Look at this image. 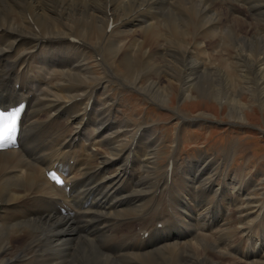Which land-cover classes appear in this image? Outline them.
I'll use <instances>...</instances> for the list:
<instances>
[{"label":"bare ground","instance_id":"1","mask_svg":"<svg viewBox=\"0 0 264 264\" xmlns=\"http://www.w3.org/2000/svg\"><path fill=\"white\" fill-rule=\"evenodd\" d=\"M174 1L0 0V28L5 27L9 31L21 30L26 33L30 41L27 40V37H23L18 42L19 46L37 45L39 35L45 37L77 35L85 39L90 37L95 39L96 36L98 41L95 46L102 57L105 59L107 56L109 59L117 58L126 72V76H122V79L130 86L139 88L148 95L149 99L153 100L152 102L155 101L154 103L157 104L163 105L168 102L172 90H177L181 98H189L193 95L195 97L210 95L212 98L220 99L221 104L226 102L230 113H236L237 118L242 119L241 114L245 105L242 102L239 103L240 96L243 92H247L254 99L258 98L260 106H263L264 109V52L262 51L264 49V36L255 34L250 38H243L236 35L234 39V36L231 35L233 39L230 44L232 43L237 57L235 60L237 62H232L235 72L233 75L227 74L226 66L218 67V69L215 67L208 71L206 66L202 67L199 61L189 56L190 42L188 41L198 38L197 36L200 34L201 36L206 34L208 40L218 35L215 33V21H213L218 20V15L208 12L206 17H201L197 13L199 5H205L204 7L209 9L210 0H179L178 8L175 11L186 13L188 19L184 21L181 19L182 15L176 17V12L175 16L168 13V6ZM229 1L241 3L243 7L246 5L248 12L244 7L245 13L254 16V19L251 18L247 24L249 32H251V26L264 22V0ZM144 6H147L145 11L141 10ZM137 9L142 13L132 19L127 17ZM27 10L31 16L27 15ZM9 11L13 13L14 17L16 16L14 19L11 18ZM54 12H58L57 17H55ZM159 13L161 17H164L169 31L167 33H160L159 27L156 24L154 27L151 22L152 18H156ZM249 14L248 16H250ZM230 15L228 13V16ZM60 19L63 20V25L60 23ZM111 20H120L121 24L120 27L111 31L109 38L106 29ZM209 24L211 25L209 26ZM61 26H65L67 30H63ZM182 26L184 29L181 28ZM262 26L264 28V25ZM135 30L145 34L143 35L145 42L143 40L136 50H134L135 44H137L135 41L120 47L119 41L122 39L119 37L129 34L132 36ZM115 34L117 35L115 36ZM6 37L8 36H3V33H0L1 43L4 39L5 47L7 46L8 50H11V44L15 38L8 42ZM158 41L169 42L167 46L169 48L166 52L155 54L151 51L153 46L157 45L158 47L160 45ZM145 43L149 47L144 48ZM5 47H0V51ZM75 49L74 52L78 55V51L76 52ZM32 51V49L29 50V52ZM26 52L22 51L20 54ZM60 52V50L57 51V53ZM164 53H167L169 60L164 58L166 55ZM64 54L66 53L61 52V57ZM21 57L16 56V60L23 62L24 57ZM160 58H164L165 64L163 66H159L155 61L156 59L160 60ZM184 58L186 59L185 62ZM61 60L64 66H68L66 69H61L68 77L66 80V83L69 84L68 91L63 93L64 96L57 98V89H60L57 88L58 84H56L57 87L55 85L44 87V92L43 89L41 90L43 92L41 97L39 93L35 100L33 123L39 118V112L50 113L52 109L55 112L65 101L83 94L81 91V89L85 90L83 81L90 80V77L84 72L85 65L77 60L74 63L67 55ZM135 71L137 73H134ZM154 74H158V79ZM161 74L167 82L162 88H159ZM139 76H145L148 80V83L143 87L139 86L142 84L138 85L140 83ZM226 77L229 78L226 79ZM233 79H237V82L234 81L235 85L232 83ZM73 83L77 85L74 86ZM216 85H222L224 89L223 87L218 88ZM39 87L43 88L42 85ZM225 89H229L230 92L225 93ZM59 100H62V103L56 106V102ZM108 102L105 103L104 101L99 108L93 107L87 123V125L92 124L96 128L93 130L96 132V137L102 138L101 144H103L104 149V155L98 156L99 163L93 165L96 173L88 178L92 179V186L98 185L99 194L111 193V183L122 180L123 177L120 178L116 174L122 166L120 151L128 141L126 140L128 125L126 126L124 121L117 122L110 119L109 106L111 104ZM85 106L84 101L75 102L63 114L67 120L79 126L81 117L78 114L83 111ZM205 115V113L199 114V118L205 117ZM31 129L32 127H27L25 135H28ZM105 130L109 131L103 132ZM148 131V129L143 131L135 151L134 163L140 175H137V180L130 192L116 194L117 196H124L127 200L126 205H131V207L125 210L117 209L115 213H110V215L121 217L132 215L137 213L150 199L146 193L153 189L159 175H156V168L154 167L155 162H157V140ZM26 141L27 139L24 140V142ZM147 142L149 147L146 152L145 145ZM24 161V158L16 150L0 152V170L7 171L8 167L10 169L16 168ZM211 161L212 159L209 157L197 156L195 163L190 160L185 162L187 164H181L183 172L174 181V186L166 191L167 194L172 193L173 195L169 205L174 215L167 213L165 209L157 211L156 207L160 203L157 201L154 209H151L149 217L142 220L144 223L142 227H148L147 230L149 231L146 239L140 240L137 235L129 233L128 230L122 234V238L138 252L124 253V247L120 254L111 257L101 252L99 248V245L106 238L104 233L93 238H90L88 234L80 235L75 230V224L68 217L49 208H46L47 211L44 215L23 217L22 219H19L22 213L17 211L15 206L7 208L8 215L2 214L1 208L0 218L3 221L0 223V264H231L229 260L241 264L244 259L248 261V264H264V261H260L261 251H263L261 249L264 247V234L260 236L255 234V238L254 231L249 233L251 225H254V228L262 225L261 222L257 223L259 218L258 221H253L256 211L252 212L247 207H252L254 203L249 196L250 186L234 187L228 181V177L223 182L227 186L225 184L219 185V182L217 184L216 172L211 166ZM99 164L103 166L97 168ZM90 168L81 170L78 175L86 173ZM242 174L244 171L234 175L241 179ZM86 175L88 172L84 176ZM98 177L100 178L99 182L94 184L93 181ZM24 187L41 193L52 192L51 185L40 175L35 181L30 180L29 175L25 180L15 176H2L0 178V202L16 201L22 195L19 192ZM55 191L58 195L60 194L58 190ZM133 203L135 204L132 205ZM229 203L235 208L233 207L232 211L228 210L229 213L227 214L223 207L224 205L229 206ZM259 203L256 202L257 205ZM241 205L244 206V210H240ZM257 205L254 206L257 207ZM261 205L262 202L258 211ZM3 210L5 209L3 208ZM181 217L182 220L179 219ZM234 219L235 222H233ZM164 220L168 223L166 227L154 228V221L163 222ZM236 223L239 226L235 227ZM130 224V221H126L125 226L128 228ZM32 232L42 235L43 240L40 244L43 249H46L47 254L43 257L41 251L37 254L31 252V256H33L31 262L25 258L28 253L25 250L22 252L21 245L13 242L17 243L19 237L21 238L25 234L30 235ZM239 237L245 239L246 248H241L238 244L239 240L237 239ZM255 239L259 243L252 245ZM195 246L198 248L193 249L192 247ZM238 254L240 256L236 257L235 255ZM236 260L239 261L236 262Z\"/></svg>","mask_w":264,"mask_h":264},{"label":"rangeland","instance_id":"2","mask_svg":"<svg viewBox=\"0 0 264 264\" xmlns=\"http://www.w3.org/2000/svg\"><path fill=\"white\" fill-rule=\"evenodd\" d=\"M175 1L173 2V4L168 6V8H169L168 13H171L172 15L175 14V12H176L175 10H177L176 8H178L177 4H178L179 0H175ZM219 2H220L219 0H210L209 1V9L205 8L204 7L205 5H203V6L199 5L198 6L199 9H198L197 13L201 17H206L208 15L207 14L208 12L209 13L212 12L214 15H218L217 16L218 20H216V19L213 20V21H215V25H214L215 30H216L215 33H217L218 35H215V37H212L211 39L208 40V38H206V34H203L202 36L200 34L199 36H197L198 38H193L191 41H188V42H190V47L193 46L192 48H189V56H191L196 61H199L200 62L199 64L202 67L206 66V69L208 71H211L215 67L218 69V67L226 66L225 71H227V74L233 75V73L235 72V68H234V65L232 62H234V63L237 62V61H235V60H237V57L235 56L236 51L234 50V47H232V43L230 44V42H232V39H233L231 35L234 36V39H235L236 35L243 37V38H250L251 36H253L255 34H259L261 36H264V32H263L264 28L262 26V25H264V22H260L258 28H256V29H255V25L251 26L250 27L251 32H249L247 29V24H248V22H250L249 20H251V18L254 19V16L252 17V15H250L248 13L250 16H248V20L246 22L244 18L238 17V15L237 16H233V15L227 16L225 14L223 19L226 20L227 24L230 23V26H229V28H227V24H226V27H225V25H223V28L221 26L218 28L217 26L222 23V17H220L221 16L220 13L217 12V10L219 11L218 6H217V4ZM244 7L247 11V6L244 5ZM236 8H237V10L242 9V8H238V7H236ZM9 13L11 16H13V13H11V11H9ZM98 14H101V13H98ZM178 14H179V16H178ZM181 15H182V17H181ZM55 17H57V15H55ZM176 17H181V19H183L184 21L185 20L187 21V19H188V17L186 16V13H184V12H182V13L176 12ZM155 19H156V23H155ZM243 19H244V21H243ZM241 20L243 23L241 22ZM151 22H152L154 27H155L154 24H156L157 27H159L158 31L160 33L169 32L167 29L166 22L164 21V17H161L160 13L157 15L156 18H152ZM66 23H67V21H66ZM68 24H70V23L68 22ZM260 24H262V25H260ZM210 25L211 24H209V26ZM181 28L184 29L183 26ZM221 28H222V30H221ZM63 30H67V28L64 26ZM170 32H172V31H170ZM137 33H139L140 35L142 34L141 39L136 38ZM226 33L229 35H227ZM116 35L117 34H115V36ZM143 35H145V34L139 32V30L138 31L135 30V33L132 36H131V34L121 35V37H119V39L121 38L122 40L119 41V45H120V47L121 46L123 47L124 44L128 45V44H130L131 41H135V43H137V44H135L136 46L134 47V50H136V48H138L139 44L143 40L145 42ZM137 37H140V36H137ZM96 38H97L96 36H95V39H94V37H90L87 40L91 41L95 46V43L98 41V39H96ZM130 38H131V40H130ZM150 39H152V38H150ZM201 40L204 41L205 43L209 44V45L205 46V43L204 42L202 43ZM158 42H159L158 44H160V45L162 44V45L161 46L159 45L158 47H157V45L153 46V49L151 51H153V53H155V54L156 53L160 54V52L161 53L166 52V50L169 48V47H167L169 45V42H166V41H158ZM201 43L204 45V49L206 52L212 51L211 53H209V56H210L209 59L207 58L205 60L204 52L195 46V45H200ZM163 46H166L165 50H164ZM146 47H149V46H147V44L145 43L144 48H146ZM150 47H152V45H150ZM220 47H221V49H220ZM75 50H76V52L78 51V55H77V53L74 52L72 57H69V58H71L74 61V63L77 60L81 64L85 65L86 67L84 68V72L90 77V80L87 79L86 81H83V84L92 83L95 80H97L100 76L103 75L102 69H100L98 67V64H96L92 60V58L90 57L91 55L89 57L87 56L86 59H84V54L88 51H86L82 48H78V47H76ZM147 50H145V51L147 52ZM197 51H200L201 53L195 55V53ZM262 51L264 52V49H262ZM60 54H61V52H60ZM164 54H166V55H164V58L169 60V56L167 55V53H164ZM164 58H160V60L156 59L155 61L159 66H163L165 64V61L163 60ZM102 59H104V58L102 57ZM106 60L108 62H110L109 63L110 65L107 64V65H109L108 67H110V68L112 66L114 67V69L117 72V75L119 76L120 80L119 81L118 80L112 81L107 86V88H106V85H104L102 87L103 92L101 95L99 107H101L103 105L104 101L106 103L108 101V99H111V102H109L108 104H111L114 98L116 101L120 102L121 103V109L124 112H126L127 115H126V117L122 116V118L125 120H121V121L119 120L118 122L124 121L125 125L126 126L128 125L127 126L128 131L126 134H127V136L129 135V137L132 134V130L130 131V125H131L130 119H132V122L136 121L141 116V114L145 111H146V113H145L146 117H149V116L153 117V120L161 123L158 126V128L162 132H158L157 128L150 129L152 132V136H154L153 134H155L157 136V138H155L157 140L156 146H157V151H158L156 154L157 155V159H156L157 162H155V164H154V167L156 168V171H155L156 175H159V171H161V168L159 167V162L164 159L165 153L169 150V148L172 144V137L171 136H173L176 131H179L181 140L183 141L181 152L182 151L186 152V153H181V160L183 159V161L187 160L188 157L194 156L196 158L197 156L200 157V156L205 155L206 157H209V158L211 157L212 159H214V161L216 160V164L220 160H221V162L230 163L229 152L232 150L234 152V156L236 155L234 158V161L236 160L237 167L238 168L241 167L238 170V172L236 173V175L242 173L245 170L244 172H246V177L252 176L253 178L252 177L245 178L244 177L245 175L242 174V177H241V179L243 180L242 181L241 179L237 178L236 176L233 178V172L232 171H228V174L226 177H228V181L234 187L239 188L242 186H250L249 196H251L252 201L254 203H253L252 207H250V206H247V207H249V209L252 212L256 211V206H254V205H257L256 202H258V203L260 202L259 201L261 199L260 193L262 194V197H264V191L261 192L262 191L261 189L264 186V120H263L264 109H263V106H260L259 99L255 98L256 99L255 100L247 92H243L241 94L239 103L241 104V102H242L245 105V107L243 108L242 114H241L243 117L242 119L237 118L238 116L236 115V113H230V110H229L227 103L224 102L221 104L220 99L212 98L210 95L209 96L208 95H198L196 97L193 95V97L181 98L180 93L177 90H172L169 97H168L169 101L166 102L165 104H163L164 106H168L169 108H162V107L157 106L154 103L155 101L152 102L153 100L149 99L148 95L143 93L139 88H136V89H138L137 92H134V93L130 92V90L128 88L130 86V84L127 83L126 81H124V79H122V76H126L125 69H123L121 67V64L118 62L117 58L109 59L107 56ZM185 61H186V59L184 58V62ZM57 71L55 73V74H57V76H54V79L56 78V80L54 82H52L50 84V86H54V85L56 86V84H58V87L57 86L56 87L60 88V89H57L58 95H56V97L60 98L61 96H64L63 93L65 91H68L67 87H69V84L66 83V80H68V77H67V74H65V72H63L64 70H57ZM113 73H114V70H113ZM134 73H137V72L135 71ZM154 76L158 79V74H154ZM139 77H140L139 78L140 83H138V85L142 84L139 86H141V87L145 86L148 83L147 78L145 76H139ZM161 77H162L161 81L158 85L159 88H162L167 82V80H165L163 78V74H161ZM228 78L229 77H226V79H228ZM139 79H138V81H139ZM232 81H233L232 83L234 84V81L237 82V79H233ZM239 84H236V85L239 86ZM73 85L76 86L77 84L73 83ZM130 87H132V86H130ZM216 87H218V88L223 87V89H224V86H222V85L221 86L216 85ZM81 91H83V89H81ZM175 92H177L179 94V97L176 100V102L173 101V99L175 97ZM220 92L223 93L222 90H220ZM224 92L228 94L230 92V90L225 89ZM99 107H97V108H99ZM175 110L178 111V113H180L183 116V118H179V116H177L173 112ZM110 112H111V105L109 106V113ZM202 113L206 114L205 117H203L201 119H197L195 121L194 117H198V115L202 114ZM188 117L193 118V119H186ZM183 119H185V120H183ZM126 120H128L130 123ZM115 121H117V120H115ZM164 127H167L168 129L163 134ZM151 132H149V134ZM226 132L229 134L231 133V134L230 135L224 134ZM237 132H239V133H237ZM214 137H216V139L212 140V139H214ZM184 141H185V143H184ZM230 145H232L233 147H230L229 151H228V148L224 151V149ZM163 150H164V152H162ZM256 152H259V153H256ZM200 154H203V155H200ZM224 156H225V158H224ZM163 162H164V160L162 161V164H163ZM184 164H187V163H184ZM236 165L235 164H233V165L229 164V167H230L229 169L235 168ZM157 171H158V173H157ZM216 171H217V167L215 169V172ZM149 172H151V171L149 170ZM137 175H140V174L138 173ZM216 179H217V176H216ZM241 181L243 184L241 183ZM254 182L256 183L255 185H254ZM234 183H236V184H234ZM217 184H218V181H217ZM222 184H225V183H222ZM259 196H260V198L258 199ZM229 207L227 210H225L228 213L230 210H232V208L234 206L230 209H229ZM225 208H226V205H224V209ZM239 208H240V210H244V206L239 207ZM258 212L259 211H257V213L253 216V221L257 220ZM235 215H236V210H235ZM233 222H235V219L233 220ZM260 222L263 223L261 220H259L257 223H260ZM237 224L238 223H236L235 227L239 226ZM258 231L261 232L262 228H259ZM19 239H20V237H19ZM13 243L16 244V242H13ZM192 248L196 249L198 247L195 246ZM261 252H262L261 255L262 254L264 255V253H263L264 249ZM212 257H214V256H212ZM213 259L216 260L215 257ZM229 261L231 264H237L231 260H229ZM262 261H264V260H262ZM241 264H248V263L245 261H241Z\"/></svg>","mask_w":264,"mask_h":264},{"label":"snow or ice","instance_id":"3","mask_svg":"<svg viewBox=\"0 0 264 264\" xmlns=\"http://www.w3.org/2000/svg\"><path fill=\"white\" fill-rule=\"evenodd\" d=\"M19 113L20 108H14L7 111L0 110V148L5 147L8 143L15 142ZM49 175L56 183H63L60 177L54 172H50Z\"/></svg>","mask_w":264,"mask_h":264}]
</instances>
